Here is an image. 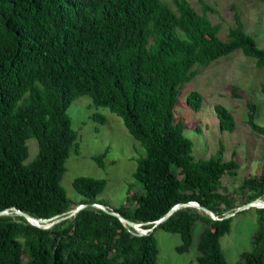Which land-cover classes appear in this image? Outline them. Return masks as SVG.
Segmentation results:
<instances>
[{
  "label": "trees",
  "instance_id": "16d2710c",
  "mask_svg": "<svg viewBox=\"0 0 264 264\" xmlns=\"http://www.w3.org/2000/svg\"><path fill=\"white\" fill-rule=\"evenodd\" d=\"M199 4L201 14L187 0H172V6L162 0H0V264H157L155 231L178 234L176 250L183 254L197 222L205 225L197 264H228L220 239L230 232L232 217L222 218L264 197V163L258 175L229 193L221 182L237 174L234 154L223 161L220 145L215 157L195 160L173 111L182 85L196 76L194 66L205 68L240 50L261 68L264 49L244 31L237 12L221 39V25L207 17L215 10ZM83 96L121 118L144 150L133 173L141 190L128 189L125 207L97 199L104 179H74L79 202L68 199L60 184L78 139L67 111ZM232 96L239 98L236 87ZM186 102L199 112L203 98L191 92ZM246 108V124L264 137V127L254 121L255 104ZM214 112L220 132H234L232 114L220 105ZM90 119L106 121L96 114ZM30 139L38 153L24 165ZM103 158L93 161L103 167ZM78 206L83 208L65 218ZM96 206L112 209L146 234ZM252 209L258 228L238 264H264V208ZM17 212L42 223L62 220L42 228Z\"/></svg>",
  "mask_w": 264,
  "mask_h": 264
},
{
  "label": "rangeland",
  "instance_id": "374dc122",
  "mask_svg": "<svg viewBox=\"0 0 264 264\" xmlns=\"http://www.w3.org/2000/svg\"><path fill=\"white\" fill-rule=\"evenodd\" d=\"M172 6V0H162ZM197 13L201 14L199 0H187ZM215 13L207 17L213 24H220L219 37L226 39L227 31L234 27V13L237 12L244 31L264 49V0H203ZM196 76L184 83L174 107V123L183 124V135L193 143L192 156L195 160L209 159L217 155L220 145L224 148L223 161L231 159L239 164L236 176H224L221 187L229 193L238 192L243 180L260 173L264 163V137L256 134L246 124V104H255V123L264 127V67H257L255 60L246 57L240 50L219 58L207 67L194 66ZM236 87L239 98L232 96ZM191 92L199 93L202 106L194 112L187 106L186 98ZM226 108L233 116L235 130L220 132L214 106ZM67 114L71 127L78 134L76 149H72L66 160V171L61 186L68 199L82 200L72 186L78 177L104 179L107 184L97 199L111 208L127 206V191L140 192V184L134 180L136 160L144 154L143 148L127 131L121 118L103 107H96L88 96L72 102ZM93 114L106 119L100 124L92 119ZM28 156L24 165L35 159L38 153L37 141L26 142ZM104 155L103 167L93 158ZM140 189V190H139ZM256 200L264 202V197ZM261 208V207H257ZM205 225L197 222L192 228L193 243L183 254L177 252L181 245L178 234L157 230V264H197V244ZM258 228L257 214L252 208L232 217L231 230L220 239L221 250L228 264H238L239 255L252 248V237Z\"/></svg>",
  "mask_w": 264,
  "mask_h": 264
},
{
  "label": "water",
  "instance_id": "95a60500",
  "mask_svg": "<svg viewBox=\"0 0 264 264\" xmlns=\"http://www.w3.org/2000/svg\"><path fill=\"white\" fill-rule=\"evenodd\" d=\"M187 207H192L198 211H201L203 212L204 214H208V215H211V217L213 219H215V217L213 216V214L208 211L207 209L205 208H202L200 205L196 204V203H189L186 205ZM98 207V206H96ZM179 207H181L180 205L175 207L173 210H171L168 214H166L162 219H160L158 222H156L154 224V226L150 229L149 232H152L160 223L164 222L165 220H167L169 218V216L176 210L178 209ZM257 207H261V208H264V202L261 201V200H255L251 203H247L241 207H238L237 209H235L232 213H229V214H226L222 219H228V218H231L233 216H235L237 213L239 212H242L244 210H248L250 208H257ZM83 208V206H78L77 208L71 210L67 216H65V218L77 213L79 210H81ZM99 209H102V210H107L109 214L117 217L122 223H124L126 226L132 228L133 230H135L139 235H144L146 234V231L142 230L139 228V225H136V224H133L132 222L124 219L123 217H121L119 214L115 213L112 209L108 208L106 209L105 207H98ZM17 214H19L20 216H23L25 218H27V220L34 224V225H37L39 227H42V228H47L49 226H51L52 224L54 223H57L58 221L62 220V219H55L52 223H48V222H45V223H42L41 220H36L34 218H31L29 216H27L26 214H23V213H20V212H17Z\"/></svg>",
  "mask_w": 264,
  "mask_h": 264
},
{
  "label": "built area",
  "instance_id": "2783aa9c",
  "mask_svg": "<svg viewBox=\"0 0 264 264\" xmlns=\"http://www.w3.org/2000/svg\"><path fill=\"white\" fill-rule=\"evenodd\" d=\"M98 207H100V208H101V207H103V206H98Z\"/></svg>",
  "mask_w": 264,
  "mask_h": 264
}]
</instances>
